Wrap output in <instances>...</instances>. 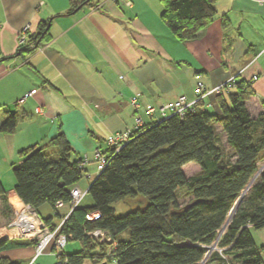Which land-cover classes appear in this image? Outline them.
Returning a JSON list of instances; mask_svg holds the SVG:
<instances>
[{"label":"crops","instance_id":"crops-1","mask_svg":"<svg viewBox=\"0 0 264 264\" xmlns=\"http://www.w3.org/2000/svg\"><path fill=\"white\" fill-rule=\"evenodd\" d=\"M129 1V6L109 1L71 12L68 0H0V124L3 112L17 115L14 131L0 132V185L7 200L5 209L0 200V232L22 203L12 166L20 163L25 148L40 147L52 155L58 147L48 143L62 134L71 146V161L87 156L84 175L72 187L85 190L98 175L94 150H107L111 134L166 118L168 112L159 111L166 102L180 96L192 100L197 74L205 90L231 78L251 81L254 95L247 108L254 117L264 108V0H217L212 21L185 42L163 23L161 0L147 6ZM42 21L48 23L45 38L19 52L25 46L19 34L26 29L35 35ZM215 96L203 98L211 112L219 111ZM38 211L54 224L69 214L70 205H43ZM252 236L264 248V229ZM3 239L26 241L16 233H0ZM33 256L34 243L0 250V257L21 264H42L39 258L51 255L31 263Z\"/></svg>","mask_w":264,"mask_h":264},{"label":"trees","instance_id":"trees-1","mask_svg":"<svg viewBox=\"0 0 264 264\" xmlns=\"http://www.w3.org/2000/svg\"><path fill=\"white\" fill-rule=\"evenodd\" d=\"M68 1L71 12H76L103 0ZM216 1L161 0V19L178 41H190L212 21ZM47 30L44 21L35 35H27L26 30L27 40L19 52L36 48ZM251 85V81L233 79L216 93L218 112L205 109L201 99L183 115L132 129L118 152L108 145L101 150L107 164L87 188L92 204L80 203L59 230L67 241H80L82 250L69 255L62 251L55 264H107L111 259L116 264H200L207 247L215 242L218 251L209 254L205 264H264V248L252 236L253 231L264 229V167L218 239L235 201L264 161V108L255 117L250 114L246 103L254 95ZM16 124L15 113L3 112L0 132L12 133ZM215 124L226 137L230 156L219 145ZM48 144L58 151L49 155L43 148L30 146L20 151V163L12 166L15 193L38 213L43 205L53 208L68 203L70 189L84 175L82 159L70 160L72 149L62 134ZM188 162H195L199 169L187 177L183 166ZM178 190L188 198L182 205L177 202ZM0 200L5 209L1 185ZM120 201L144 206L116 217L111 205ZM88 214L94 217L88 220ZM41 218L53 229L63 217L54 224L52 218ZM97 229L111 242L93 237L91 232ZM125 232L128 237L122 239ZM28 243L34 242L3 239L0 250ZM0 264L21 262L0 257Z\"/></svg>","mask_w":264,"mask_h":264},{"label":"built area","instance_id":"built-area-1","mask_svg":"<svg viewBox=\"0 0 264 264\" xmlns=\"http://www.w3.org/2000/svg\"><path fill=\"white\" fill-rule=\"evenodd\" d=\"M119 1V0H112ZM121 3L129 6V0H120ZM26 29H24L19 37V44L24 43ZM258 77H254L256 80ZM233 82V79L227 80L224 84L216 86L210 90H205L204 86L200 80V75H195V87H194V98L192 100H187L184 96H180L173 101H168L159 108L160 113L163 115L164 112H168V116L172 115H183L187 110L192 109L194 105L205 96H208L212 93H217L222 89V86H230ZM26 97L20 98L16 104H22ZM153 111L152 109L148 112ZM137 128V127H135ZM134 128V129H135ZM132 134V129L124 132H117L109 135L106 138V144L109 147L115 148V153L120 150V148L128 141L130 135ZM94 160L96 162L97 172L99 173L107 164L106 156L102 153L100 148L94 150ZM87 162V156L84 155L82 158L81 165H85ZM87 189L82 190L77 187L70 189V213L74 208H76L81 202L84 196L86 195ZM59 204V203H57ZM56 204V205H57ZM15 210L14 218L8 224V229L11 232H16V235L19 238L35 240L34 241V256L31 260V263L35 259L42 255L48 254L55 258L62 252L63 248L67 243V237L65 234L59 232L61 225L64 220L68 217L62 218L58 224L51 229L41 218L39 213L34 210L29 204L21 203ZM94 216L92 214L86 215L88 220H91ZM9 231V230H8ZM91 235L98 239L99 241L111 242V239L106 235L105 232L97 229L91 232ZM114 245V243H113Z\"/></svg>","mask_w":264,"mask_h":264},{"label":"rangeland","instance_id":"rangeland-1","mask_svg":"<svg viewBox=\"0 0 264 264\" xmlns=\"http://www.w3.org/2000/svg\"><path fill=\"white\" fill-rule=\"evenodd\" d=\"M109 1L112 2V0H103L102 2L98 3L94 7L96 9H98L101 6H104L105 4L109 3ZM155 2H156V0H141V4L142 5H146V6L150 5V4L152 5ZM112 3H114L116 5H119L118 3H120V0L112 2ZM20 34L18 36V42L20 40L19 39ZM24 36L26 37V34ZM26 40L27 39L25 38L24 43H26ZM215 130H216V133L218 134L219 145L221 147H223L224 150L226 151L227 155L230 156L232 154V150L229 148L228 144L224 140V134L221 132L220 127H218L216 125L215 126ZM263 167H264V161L259 163L258 171L260 172ZM198 169H199V166L195 162H188L187 164H185L183 166L184 174L187 177L190 176V175H193L194 173H196L198 171ZM258 171H257V173H259ZM176 198H177L178 204H180V205H182V204H184L185 202L188 201V198L183 196V190H178L177 191ZM91 204H92V198H91V196L89 194H86L84 196V198L82 199L81 206H90ZM111 206L114 209L115 216L116 217H120V216L125 215L129 211L134 210L135 208H140V207L144 206V203H140V202H137V201H132V202H130V201H128V202L120 201V202L113 203ZM16 209H18V208L14 209V213H15ZM40 213L42 215L45 214L42 211H40ZM69 214H70V212H69ZM69 214L67 216H69ZM65 216L63 218H65ZM51 217H54V215H52ZM13 218H14V215H13ZM0 233H3V235H12L14 232H10V229H8V225H7V227L5 229H3ZM127 237H128V232H125L124 234L121 235L122 239L127 238ZM26 240H29V239H26ZM29 241H33L34 242L35 240H29ZM211 246L212 245L207 247V253H206L204 259L202 260L203 263L200 262V264H205L206 260L208 258V255L211 254L213 251H218V248H217L216 244H215V247L213 249L212 248L210 249ZM81 250H82V244H81L80 241H78V240H69V241H67V243H66V245H65V247L63 248L62 251H63L64 254L69 255V254H73L75 252L76 253L77 252H81ZM38 261L40 263H42V264H55L56 263V258L53 257V256H50V257L43 256V257H40ZM106 262H107V264H116V261L112 260V259L111 260H106ZM103 264H106V263H103Z\"/></svg>","mask_w":264,"mask_h":264},{"label":"bare ground","instance_id":"bare-ground-1","mask_svg":"<svg viewBox=\"0 0 264 264\" xmlns=\"http://www.w3.org/2000/svg\"><path fill=\"white\" fill-rule=\"evenodd\" d=\"M245 193H246L245 190H243L242 193H241V194L239 195V197L237 198V200L235 201L233 207L231 208V210H230V212H229V214H228V216H227V219H226V222H225L224 226L219 230L218 239H219V237L222 235V233L224 232V230H225V228H226V226H227V224H228V222H229V219L231 218L232 214H233L234 211H235V207H236L237 204L241 201V199L244 197ZM218 239H217V240H218ZM215 244H216V242L212 244V246L210 247V249H211V248L213 249V248L215 247Z\"/></svg>","mask_w":264,"mask_h":264},{"label":"water","instance_id":"water-1","mask_svg":"<svg viewBox=\"0 0 264 264\" xmlns=\"http://www.w3.org/2000/svg\"><path fill=\"white\" fill-rule=\"evenodd\" d=\"M40 41V40H39ZM38 41V42H39ZM259 172V171H258ZM258 174V173H257ZM257 174H255V176L251 179V181L249 182V184L246 186V188L244 189L245 191H247V189H248V187L250 186V184L252 183V181L254 180V178L257 176ZM240 203V202H239ZM238 203V204H239ZM238 204H237V206H238ZM237 206L235 207V210H236V208H237ZM230 220V219H229ZM202 263H203V261H202Z\"/></svg>","mask_w":264,"mask_h":264}]
</instances>
